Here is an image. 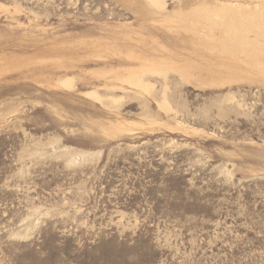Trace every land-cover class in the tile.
Wrapping results in <instances>:
<instances>
[{"label":"rangeland","instance_id":"1","mask_svg":"<svg viewBox=\"0 0 264 264\" xmlns=\"http://www.w3.org/2000/svg\"><path fill=\"white\" fill-rule=\"evenodd\" d=\"M0 264H264V0H0Z\"/></svg>","mask_w":264,"mask_h":264},{"label":"bare ground","instance_id":"2","mask_svg":"<svg viewBox=\"0 0 264 264\" xmlns=\"http://www.w3.org/2000/svg\"><path fill=\"white\" fill-rule=\"evenodd\" d=\"M237 3H238V1H237ZM227 5V4H226ZM237 5V4H236ZM229 6V5H228ZM246 10V9H245ZM241 13H239V12H234V14L233 15H235V17H240L241 19H245V16L244 15H240ZM224 16L225 17H230L231 16V12H230V10L228 9V10H225V12H224ZM195 18V17H194ZM239 31H241V30H244V29H248L249 27H250V25H248L246 22H242V23H240L239 25ZM228 30H229V28H228ZM229 36L228 35H226V39L228 38Z\"/></svg>","mask_w":264,"mask_h":264}]
</instances>
